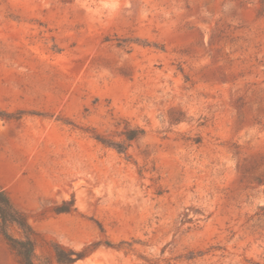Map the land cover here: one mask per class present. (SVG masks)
<instances>
[{"label":"rangeland","instance_id":"obj_1","mask_svg":"<svg viewBox=\"0 0 264 264\" xmlns=\"http://www.w3.org/2000/svg\"><path fill=\"white\" fill-rule=\"evenodd\" d=\"M2 17L34 39L0 49V186L37 264L56 244H99L73 264H264V0H0ZM0 264H21L1 234Z\"/></svg>","mask_w":264,"mask_h":264},{"label":"trees","instance_id":"obj_2","mask_svg":"<svg viewBox=\"0 0 264 264\" xmlns=\"http://www.w3.org/2000/svg\"><path fill=\"white\" fill-rule=\"evenodd\" d=\"M6 114L0 111V116ZM130 140L133 138H129ZM69 207L59 208L57 214L70 213L75 206V200L64 202ZM16 229L19 237H15L12 229ZM0 234L4 237L11 250L16 254L21 264H37L36 249L39 235L28 221L27 215L18 209L12 202L9 194L0 186ZM99 244L86 248L82 252H75L59 244L55 245V256L58 264H73L84 258L89 250L95 249Z\"/></svg>","mask_w":264,"mask_h":264},{"label":"crops","instance_id":"obj_3","mask_svg":"<svg viewBox=\"0 0 264 264\" xmlns=\"http://www.w3.org/2000/svg\"><path fill=\"white\" fill-rule=\"evenodd\" d=\"M33 35L25 32L22 23L6 17L0 18V49L16 48L24 50L25 47L33 48ZM22 88L21 84L18 86ZM14 97L8 92L5 80L0 79V109L12 111L15 103Z\"/></svg>","mask_w":264,"mask_h":264},{"label":"clouds","instance_id":"obj_4","mask_svg":"<svg viewBox=\"0 0 264 264\" xmlns=\"http://www.w3.org/2000/svg\"><path fill=\"white\" fill-rule=\"evenodd\" d=\"M114 5H118V0H113Z\"/></svg>","mask_w":264,"mask_h":264}]
</instances>
